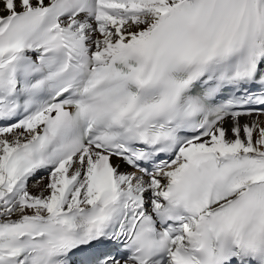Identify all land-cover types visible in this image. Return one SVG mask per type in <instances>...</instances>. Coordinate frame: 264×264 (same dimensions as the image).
<instances>
[{
  "label": "snow or ice",
  "instance_id": "6c2138e0",
  "mask_svg": "<svg viewBox=\"0 0 264 264\" xmlns=\"http://www.w3.org/2000/svg\"><path fill=\"white\" fill-rule=\"evenodd\" d=\"M0 264H264V0H0Z\"/></svg>",
  "mask_w": 264,
  "mask_h": 264
}]
</instances>
